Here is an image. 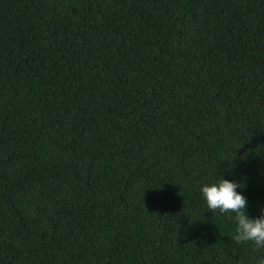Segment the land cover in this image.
<instances>
[{
	"label": "trees",
	"instance_id": "trees-1",
	"mask_svg": "<svg viewBox=\"0 0 264 264\" xmlns=\"http://www.w3.org/2000/svg\"><path fill=\"white\" fill-rule=\"evenodd\" d=\"M264 210V0H0V264H250Z\"/></svg>",
	"mask_w": 264,
	"mask_h": 264
},
{
	"label": "clouds",
	"instance_id": "clouds-1",
	"mask_svg": "<svg viewBox=\"0 0 264 264\" xmlns=\"http://www.w3.org/2000/svg\"><path fill=\"white\" fill-rule=\"evenodd\" d=\"M240 187L237 182L220 178L214 183L202 185L200 191L209 211L233 214V240L238 245L251 244L255 250L250 264H264V210L259 217L250 218L246 211L247 199L237 191Z\"/></svg>",
	"mask_w": 264,
	"mask_h": 264
}]
</instances>
